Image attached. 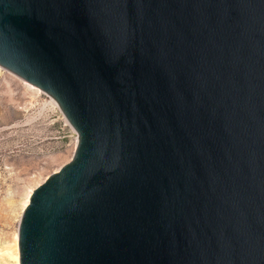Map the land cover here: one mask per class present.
I'll list each match as a JSON object with an SVG mask.
<instances>
[{"label":"water","instance_id":"95a60500","mask_svg":"<svg viewBox=\"0 0 264 264\" xmlns=\"http://www.w3.org/2000/svg\"><path fill=\"white\" fill-rule=\"evenodd\" d=\"M0 66L77 134L19 264H264V0H0Z\"/></svg>","mask_w":264,"mask_h":264},{"label":"rangeland","instance_id":"374dc122","mask_svg":"<svg viewBox=\"0 0 264 264\" xmlns=\"http://www.w3.org/2000/svg\"><path fill=\"white\" fill-rule=\"evenodd\" d=\"M26 83L0 66V264H10L26 192L67 163L77 143L60 108Z\"/></svg>","mask_w":264,"mask_h":264},{"label":"bare ground","instance_id":"6f19581e","mask_svg":"<svg viewBox=\"0 0 264 264\" xmlns=\"http://www.w3.org/2000/svg\"><path fill=\"white\" fill-rule=\"evenodd\" d=\"M26 82V81H25ZM28 83V82H27ZM26 83V84H27ZM28 85L30 86V87H32L33 89H35L36 91H39L38 89V87H36V86H34V85H32V84H30V83H28ZM49 102H50V104H53L54 106H57L58 107V104H57V102L51 97V96H49ZM39 185V184H38ZM36 186H34V187H31L27 192H26V194H25V197H24V200H23V203L21 204L22 205V207H21V212H22V210H23V208L27 205V203H28V201H29V197H30V195H31V193L33 192V190H34V188H35ZM12 247L11 248H9L7 251H6V255H7V257L6 258H8L9 260H10V264H19V252H18V236H17V234L15 235V238H14V241H13V243H12ZM8 248V247H7Z\"/></svg>","mask_w":264,"mask_h":264}]
</instances>
